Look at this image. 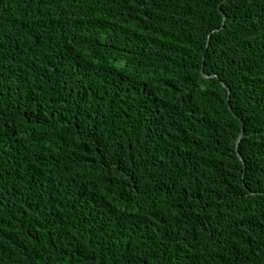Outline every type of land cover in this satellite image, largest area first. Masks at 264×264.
<instances>
[{
	"label": "trees",
	"instance_id": "obj_1",
	"mask_svg": "<svg viewBox=\"0 0 264 264\" xmlns=\"http://www.w3.org/2000/svg\"><path fill=\"white\" fill-rule=\"evenodd\" d=\"M0 264H264V0H0Z\"/></svg>",
	"mask_w": 264,
	"mask_h": 264
},
{
	"label": "water",
	"instance_id": "obj_2",
	"mask_svg": "<svg viewBox=\"0 0 264 264\" xmlns=\"http://www.w3.org/2000/svg\"><path fill=\"white\" fill-rule=\"evenodd\" d=\"M232 110V109H231ZM233 114L235 115V117H237V115L233 112ZM241 141V140H240Z\"/></svg>",
	"mask_w": 264,
	"mask_h": 264
}]
</instances>
